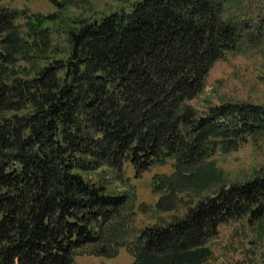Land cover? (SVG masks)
<instances>
[{
    "label": "trees",
    "instance_id": "obj_1",
    "mask_svg": "<svg viewBox=\"0 0 264 264\" xmlns=\"http://www.w3.org/2000/svg\"><path fill=\"white\" fill-rule=\"evenodd\" d=\"M52 3L47 14L0 5V264L121 249L132 264H204L221 224L264 217V168L227 184L212 160L262 150L264 106L192 104L216 62L263 49L264 0H134L96 19ZM168 164L151 179L157 212L217 190L138 227L126 170Z\"/></svg>",
    "mask_w": 264,
    "mask_h": 264
},
{
    "label": "rangeland",
    "instance_id": "obj_2",
    "mask_svg": "<svg viewBox=\"0 0 264 264\" xmlns=\"http://www.w3.org/2000/svg\"><path fill=\"white\" fill-rule=\"evenodd\" d=\"M133 1L74 0L78 3L69 8L68 13L75 17L96 19L115 10L127 8ZM52 2L62 0H0V5L47 14L57 10ZM205 101L213 104L249 102L264 106V47L259 53L227 56L216 62L207 76L202 94L192 104L200 108ZM212 160L224 172L227 184H241L250 179L256 169L264 168V146L259 150L247 143L229 154L218 152ZM171 172V164L163 167L152 166L139 178H135L132 168H127L126 177L136 194L134 212L138 227H151L181 217L188 206L200 198L213 195L217 190V187L212 188L196 199L191 196L183 197L182 207L176 212H157L154 205L158 195L152 192L151 179L154 175H169ZM259 222L264 223V217L257 220L244 215L221 224L217 235L205 244L211 257L204 264H264V228H259ZM132 261L128 252L121 249L115 259L82 256L76 257L74 264H132Z\"/></svg>",
    "mask_w": 264,
    "mask_h": 264
}]
</instances>
